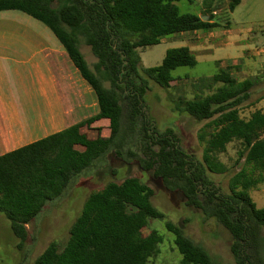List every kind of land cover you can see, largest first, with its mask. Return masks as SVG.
I'll list each match as a JSON object with an SVG mask.
<instances>
[{
    "label": "trees",
    "instance_id": "trees-1",
    "mask_svg": "<svg viewBox=\"0 0 264 264\" xmlns=\"http://www.w3.org/2000/svg\"><path fill=\"white\" fill-rule=\"evenodd\" d=\"M175 1L0 0V10L21 11L50 29L98 104L95 115L0 155V213L19 247L28 237L27 225L49 201L84 170L97 162L104 165L111 156L151 172L164 189L180 193L187 205L222 225L231 236L232 264H264V207H256L249 195L264 182V111L254 110L245 119L237 110L248 99L254 78L238 81L221 69L200 78L209 93L181 102L182 110L197 120L218 116L214 133L199 134L204 142L201 160L181 147L172 131H158L148 114L143 96L150 82L166 88L174 80L172 70L197 61L187 46H179L168 48L159 65L141 68L138 49L168 35L219 25L211 13H180ZM211 1L203 3L209 7ZM237 1H230L229 10ZM79 37L97 58L93 71L79 50ZM101 118L109 120V136L90 138L81 131ZM233 141L241 166L229 178L226 192L210 174L226 171L218 154ZM152 194V188L134 176L107 182L84 200L65 245L59 249L51 241L33 264H147L161 236L155 230L145 235L142 229L150 218L164 217L151 203ZM165 225L181 255L178 264H217L180 226Z\"/></svg>",
    "mask_w": 264,
    "mask_h": 264
},
{
    "label": "rangeland",
    "instance_id": "rangeland-1",
    "mask_svg": "<svg viewBox=\"0 0 264 264\" xmlns=\"http://www.w3.org/2000/svg\"><path fill=\"white\" fill-rule=\"evenodd\" d=\"M230 1L212 0L209 7L203 3V0H176L174 2L180 13H206L207 15L211 13L213 20L219 24L214 28V31L220 33V36L207 43L212 45L209 51L194 54L197 61L195 65L178 66L172 70L171 75L174 80L168 87H161L151 81L150 89L143 96L148 107V114L153 119L156 129L161 132L172 131L177 136L181 147L199 160L202 158L204 149V142L199 140V134L205 133L206 136H209L214 133L218 128V116L197 120L182 110L181 102L195 96H204L210 92L209 89L200 85L199 80L219 72L220 64L225 61L223 58L224 48H218L215 44L216 40L221 39L222 31L229 28L232 30V35L247 41V38L252 34L245 33V29L253 27L255 31H259V24L264 18V0H254L250 6L238 7L233 17L228 10ZM19 12L21 13V11ZM21 14L33 19L54 36L42 22L25 13ZM207 15L204 19H207ZM226 24L227 27H225ZM194 40L193 38L188 41L186 35L179 33L165 36L157 44L139 48L140 67L159 65L168 48L186 46L195 42ZM245 41L242 43L245 44ZM78 47L88 67L93 71V64L97 58L82 37H79ZM219 59H221L220 64L217 63ZM224 70L232 74L234 78L238 77L242 71L240 66H224ZM239 76V78H254L255 80L248 99L237 106L239 116L247 118L256 109V101L264 95V71L253 76H249V74ZM103 85L109 87V82L104 81ZM98 127L99 131L96 129ZM98 127L93 122L90 126H84L83 129L90 138H94L98 134L103 137L109 136L108 119H105ZM237 149V142L228 143L225 150L218 154V159L226 166V171L210 174L216 185L226 192L228 191L229 178L241 166V162H237ZM129 176L139 178L152 188L151 203L164 214V217L160 219L150 218L148 224L142 229V233L145 235L151 230H155L161 236L157 252L147 261V264H178L181 259L174 243L173 234L165 225L166 222L180 226L184 234L193 242L201 245L217 264L233 263L229 251L231 236L214 218L206 217L200 209L187 205L180 193L164 189L157 183L151 172L141 170L136 163L125 164L110 156L104 165L97 162L96 165L76 176L62 195L44 206L36 220L27 225L28 237L21 247L18 246L19 239L5 227V224H2L0 227V264H19L21 262L33 264L35 258L51 241H55L59 249L62 248L68 239L70 226L79 214L87 196L101 189L109 181L121 182L123 178ZM249 195L256 207H264V182L250 189Z\"/></svg>",
    "mask_w": 264,
    "mask_h": 264
},
{
    "label": "crops",
    "instance_id": "crops-1",
    "mask_svg": "<svg viewBox=\"0 0 264 264\" xmlns=\"http://www.w3.org/2000/svg\"><path fill=\"white\" fill-rule=\"evenodd\" d=\"M253 2L238 0L228 10L233 17L238 7L250 6ZM21 13L12 9L0 10V155L98 112L94 91L58 39ZM262 20L259 31L253 27L245 29V33L252 34L247 41L232 35L229 28L222 31L221 39L215 42L225 52V61L217 60L218 64L221 63L220 70L224 66H240L239 75L242 76L264 71V18ZM188 32L180 35H186L188 41L195 39L186 45L193 54L209 51L212 45L207 43L220 36L214 28L207 32ZM239 75L235 79L243 80L244 77L239 78ZM255 105V110L264 111V95ZM105 119L94 121V125L101 126ZM81 131L85 133L83 127ZM75 148L83 150L80 145ZM2 224L10 230L7 219L0 213V227Z\"/></svg>",
    "mask_w": 264,
    "mask_h": 264
},
{
    "label": "water",
    "instance_id": "water-1",
    "mask_svg": "<svg viewBox=\"0 0 264 264\" xmlns=\"http://www.w3.org/2000/svg\"><path fill=\"white\" fill-rule=\"evenodd\" d=\"M206 16H203V18L202 19H204Z\"/></svg>",
    "mask_w": 264,
    "mask_h": 264
},
{
    "label": "built area",
    "instance_id": "built-area-1",
    "mask_svg": "<svg viewBox=\"0 0 264 264\" xmlns=\"http://www.w3.org/2000/svg\"><path fill=\"white\" fill-rule=\"evenodd\" d=\"M263 29H264V24H263Z\"/></svg>",
    "mask_w": 264,
    "mask_h": 264
}]
</instances>
